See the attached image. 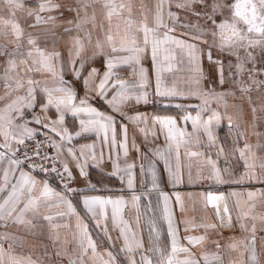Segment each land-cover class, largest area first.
<instances>
[{
  "label": "snow or ice",
  "instance_id": "snow-or-ice-1",
  "mask_svg": "<svg viewBox=\"0 0 264 264\" xmlns=\"http://www.w3.org/2000/svg\"><path fill=\"white\" fill-rule=\"evenodd\" d=\"M173 4L178 9L191 12L197 18L194 24L182 25L188 29L183 35L195 42L179 39L172 34L177 20V14L170 10ZM62 7L63 10L74 13V20L69 19L66 23L74 24L78 33L72 38V46L68 49L67 68L58 50V37L55 34L43 38L31 33L26 35L25 27L17 19V13L25 9V0H0V90H2L0 91V172H2L0 225L15 223L33 235L35 233L32 230L38 226L36 221L40 216V208L47 206L49 201H54L57 207L66 206L68 212L60 215L75 214V208L68 198V194L75 191L69 187V183L75 177L69 167V161L64 157L65 151L72 158L79 175L83 177L88 175L86 171L88 160H97L93 145L81 146L79 153L70 146L73 137L64 127L67 115L79 120L80 132L76 135H80L81 132L96 133L99 137L100 133H103L104 143L107 145L108 134L111 132L113 148L117 145L116 118L99 111L90 101L99 97L114 113H119L132 122L147 124V118L142 113L137 112L136 115L128 116L127 113L122 112V106L133 98L137 104L141 101L147 102L146 93L138 94L134 91L137 87H143L146 82V70L142 67L139 69V84L129 83L120 78L118 74L120 66L140 65L141 60L150 54L153 66L156 68L157 95H182L177 93L175 88L161 87L162 70L158 63L160 55L163 53L165 61L174 59L170 47L174 45L186 53L190 62L196 64V71L200 78H203L199 61L202 54L200 46L204 45L209 63L216 65L220 85L231 80L242 94H247L253 85L257 88L264 85V80L257 79L258 76L264 75V0H230V2L229 0H157L151 23L143 0L139 5V18L134 15L133 0H71V3L63 6L55 3L54 0H41L38 3V10L28 8L25 13L26 18L34 17V23L28 27L36 28L49 21L54 22L56 16L42 15V13L59 11ZM166 8L168 18L173 21L171 26L165 22ZM88 25L91 27H87ZM72 30L69 27L65 32ZM81 31L83 37L79 35ZM97 31L100 36L93 43V36ZM85 41L92 48L91 55L86 59L82 55L85 51ZM213 51L217 53L216 58L213 57ZM221 55L227 57V64L220 59ZM100 58H103L105 71L98 83L96 78L99 70L96 67H91L87 76H82L85 65H91ZM232 58H235V63ZM258 64L260 67H257ZM225 68L228 70L227 77ZM69 70L75 80L82 81L85 89L83 97H78L74 82L65 79L66 71ZM164 70L171 71L172 66L169 64ZM245 74L250 83H246L243 79ZM109 92L112 93L110 98ZM92 93H95V96L91 95ZM191 94L199 96L204 107H199L195 116L185 111L181 118L185 123L191 121L194 132H203L208 140L214 143L213 123L218 126L222 117L219 112L210 110L206 105L209 98L223 100L225 96L234 93L227 91L217 93L211 90ZM248 99L250 102L251 98ZM52 110L56 113L55 119L49 115ZM261 110L264 111V105H261ZM208 111L211 114L206 120L202 119L201 113ZM252 112L255 115L257 108L252 107ZM228 120L229 127L237 132L232 154L238 153V159L243 161L245 168L243 176L236 183H241L245 179L264 183V156H258L256 151H264V143L259 140L264 133H254L258 140L256 145H252L247 141L246 131L240 130L239 124H233L231 116ZM157 123L162 131L166 130V139L176 141L179 148L185 132L177 128L176 120L170 116H155L153 124ZM121 128L124 141L120 143V147L125 149L127 155V126L121 125ZM141 131L147 135L146 128ZM152 134L155 135L154 132ZM40 136H43V139H39ZM240 139L244 140L243 147L238 146ZM49 149L52 150L51 153ZM85 149L89 150L87 154ZM221 153H224L223 148L218 155ZM190 155H198V153L193 152ZM209 163L212 167L210 178L215 179L217 183H224L221 172L227 173L228 169H219L214 161ZM131 167L129 165L125 171L130 172ZM114 169L112 174L116 175L120 169L115 163ZM37 171L45 175L56 173L63 182L65 192L55 191L47 180L38 181L32 175ZM153 183L155 184V178ZM132 186L133 181L130 177L128 187ZM162 195L163 219L167 222L170 248L159 246L160 232L155 222H150L148 249L150 255L141 252L139 264H224L222 249L236 252L241 247L243 250L240 251L239 261L230 257L227 264H262L256 249V221H259V230L264 231V211L257 213L255 210L258 203L261 209H264V191H249L246 200L237 199L235 223L227 198L223 194L217 195L212 192L201 194L204 206H211L214 209L217 222H207L202 219L196 223L194 220H184L186 244L181 243L169 197L166 194ZM230 195L239 197L241 194L233 192ZM139 200L140 197L134 195L133 205ZM176 201L183 211L184 204L179 193L176 194ZM125 204L122 197L112 199L91 196L83 199L84 208L98 220V226L101 218L107 220L106 209L111 205L113 227L119 228L120 236L124 241L121 251L134 253L143 249V243L122 218L121 213ZM42 218L49 222L53 219L51 215H43ZM246 221H251L250 227ZM237 225L241 231L250 232L251 235L240 240L229 237L226 245H222L219 240L209 239V232H216L219 235L218 229H233ZM52 227L56 226L52 225ZM77 229L78 232L73 235V239L77 241V249L69 253L65 247L56 252L57 257H67L68 264H84L83 255L88 254L89 251L93 255L97 253V245L88 232V226L79 216H77ZM197 229H203V234H190ZM49 239L56 243L60 240V236L51 235ZM261 239V247L264 249V238ZM5 242L7 248L4 247ZM67 243V240L63 241V244ZM209 243L214 245V250L207 248ZM16 246L22 247V237L6 232L0 233V264H6L5 256H7V264H37L30 255L26 257L15 255L13 250ZM192 248L201 249L199 257ZM245 253H247L246 258ZM181 254H183L182 258ZM107 255L109 260L104 264H115L113 253L109 251ZM130 264L137 262L130 258Z\"/></svg>",
  "mask_w": 264,
  "mask_h": 264
},
{
  "label": "crops",
  "instance_id": "crops-1",
  "mask_svg": "<svg viewBox=\"0 0 264 264\" xmlns=\"http://www.w3.org/2000/svg\"><path fill=\"white\" fill-rule=\"evenodd\" d=\"M41 0H25V9L17 13V19L25 27L26 35L31 33L34 36L43 38L44 36L51 37L55 34L58 37L57 47L65 62L67 68L68 49L72 46V38L78 33L73 25H68L67 20H74V13L63 10L53 11L52 13H42V15H53L57 19L49 21L47 24H41L36 28H30L28 25L34 23L33 18H26L25 13L28 8L38 10V3ZM62 6L71 3V0H54ZM135 9L134 15L139 18V5L141 0H133ZM148 10L149 22L151 23L152 16L155 12L157 0H143ZM198 7V6H197ZM176 9L175 4L171 6V11ZM167 8L165 11V22L170 26L173 21L167 16ZM61 12L63 14L61 15ZM5 15L7 13L5 12ZM182 17L177 16L175 22V31L172 33L179 39L189 40V37L183 35L188 31L182 27L189 23ZM197 19H191V21ZM71 27V32H65L66 28ZM87 27H91L88 25ZM163 31V29H162ZM83 37V31L79 32ZM100 36L99 31L94 33L93 43L95 39ZM172 49V56L174 59L165 61L163 53L159 58V67L161 68V87L175 88L177 93L182 95L174 96H160L156 93V68L153 66L150 54L141 60L140 65L128 66L122 65L118 69L120 78L129 83H140L139 69L142 67L146 70V82L143 87L134 89L136 93H146L147 102L141 101L139 104L135 99L128 101L122 106V112L127 113L128 116H133L138 113L144 114L147 118V124L143 122L135 123L125 118V116L114 113L112 109L99 97L90 101L94 107L99 111L116 118V147L111 146L112 133L109 132V143H104V134L100 133L99 137L96 133L80 132L79 120L67 115L65 118L64 127L72 135L73 139L71 145L77 153L83 145H93V150L96 153L97 160H88L86 171L87 177L79 175L78 169L75 167L72 158L68 156L65 151L64 157L69 161V167L75 177L76 194L74 198H69L75 208V214L60 215V213H67L66 206H55L54 201H49L47 206L40 208V216L37 218V228L33 229L29 234L21 226L9 222L7 225H0V233H9L22 237V247H14V254L19 256H31L37 264H68L67 257H57L58 249L67 248L69 253L77 249V241L73 239L74 233L77 229V216L87 224L88 232L97 245V253L93 255L91 251L83 255L84 264H104L109 260L107 252L111 251L115 256V264H130V258L135 259L139 264L140 254H149V231L150 222L154 221L157 229L160 232L159 246L170 248V238L167 235V222L163 219L164 200L163 195L169 197V204L172 210L173 219L179 229V236L181 243L186 244L184 236V220H194L199 223L202 219L207 222H217L214 215V209L211 206L205 207L201 198V194L212 192L213 194H223L227 198L229 208L232 213L233 222L236 218V201L237 199L244 201L247 199V192L249 191H264V183L258 180H244L241 183H236L240 180L245 172L243 161L238 159V153L232 154L234 141L237 139V132L229 127L228 117H232L233 124H239L240 130L246 131L247 141L252 145H256L258 137L254 133H264V111L261 110V105H264V85L257 88L255 85L247 94H242L237 86L231 80L225 84L220 85L216 71V65L210 64L206 55V46L201 45L202 54L200 56L199 67L202 70L203 78H200L196 71V64L189 61L188 56L179 48L170 46ZM92 48L87 45L85 41V51L82 54L86 59L91 55ZM217 53L213 51V57L216 58ZM227 64L226 56L221 55ZM172 66L171 71H166L168 65ZM91 67H96L99 74L96 78L98 83L100 76L105 71L103 58L94 61L91 65L86 64L82 72V76H87ZM225 76H228V70L225 68ZM65 79L73 81L77 91L78 97L85 95L82 81H77L72 76L71 71H66ZM95 87V85H93ZM215 90V92H231L234 95L225 96L223 100L209 98L207 108L215 110L221 114L219 125L213 123L212 131L215 137V142L212 143L203 132H194L191 121L185 123L182 116L185 111L190 112L193 116L199 110V107H204L202 99L197 95H192L193 92L204 93ZM2 91V90H0ZM91 95L95 96V93ZM112 93L109 92V98ZM243 95V98H242ZM250 102H249V99ZM130 105L132 107H130ZM227 105V107H225ZM179 106V107H178ZM252 107L257 108L255 115L252 112ZM134 108V110H133ZM211 114L210 111L201 113L202 119L206 120ZM49 115L55 119L56 113L54 110L49 112ZM155 116H170L176 120L177 128L185 132L183 141L179 143L177 148L176 141H169L166 139V130L162 131L161 126L153 124V117ZM86 118V117H85ZM121 125L127 126V155L125 149L120 147V143L124 141V133ZM254 125V127H253ZM147 129V135L141 129ZM155 133L153 135L152 133ZM59 139L58 137H54ZM259 140L264 143V136H260ZM238 146H244V140L238 141ZM224 149V153H220V149ZM88 149H85L86 154ZM258 156H264V151L256 150ZM198 153V155H190V153ZM102 157V158H101ZM209 161H214L216 166L223 170L228 169L227 173L221 172V177L224 183H217L215 179L210 178L212 167ZM114 163L119 166L120 171L113 175L115 171ZM131 165L130 172L125 171ZM27 170V169H25ZM259 174V169H257ZM38 181L44 179L35 175ZM2 176V172H0ZM131 177L133 186L128 187V179ZM155 178V184L153 180ZM50 187L55 191L60 192L54 183L48 182ZM236 192L240 193L239 197L231 196L230 194ZM179 193L184 204V210L181 211L180 204L176 201V194ZM6 195V193H5ZM139 196L140 200L133 205L132 197ZM99 196L104 198H123L126 202L122 209V218L130 226L132 231L137 233V237L143 243L142 250H136L134 253H127L121 251L124 241L120 236L119 228L113 227L111 219V205L106 209L108 218H103L99 221L87 212L83 205L84 197ZM259 199V197L257 198ZM257 213L264 211L261 209L259 203L255 210ZM43 215H51L52 221H46ZM251 226V221H246ZM256 249L260 254L262 264H264V249H262V239L264 238V231L259 230V221H256ZM52 225L56 227L53 228ZM106 225V230H105ZM219 235L216 232H209L210 240H219L222 245L229 242V237H234L236 240L250 236V232H243L237 225L233 229H218ZM59 234L60 240L53 243L49 236ZM190 234L201 235L203 229L193 230ZM155 235V233H153ZM67 240L65 245L63 241ZM4 247L7 248V242ZM209 250H214V245L209 243L207 245ZM230 252L226 248L222 249L224 255V264H227L228 259H236L239 261L240 251ZM192 251L199 257L201 249L192 248ZM181 254V258H182ZM247 253H245V258ZM7 264V256H5Z\"/></svg>",
  "mask_w": 264,
  "mask_h": 264
},
{
  "label": "built area",
  "instance_id": "built-area-1",
  "mask_svg": "<svg viewBox=\"0 0 264 264\" xmlns=\"http://www.w3.org/2000/svg\"><path fill=\"white\" fill-rule=\"evenodd\" d=\"M39 139H43V136L38 137ZM49 152L51 153L52 150L49 149ZM30 163V162H29ZM59 167V165H58ZM25 169H27V164H25ZM33 174L38 175L40 177H42L44 180H47L48 182L54 183L56 185V187L58 188V190L61 193L65 192L64 186H63V182L61 181L60 177L56 175V173H50L48 175H45V173L42 172H33ZM69 187L72 189H75V191L71 192L68 194V198H74L75 194H76V188H75V179L72 180L69 183Z\"/></svg>",
  "mask_w": 264,
  "mask_h": 264
},
{
  "label": "rangeland",
  "instance_id": "rangeland-1",
  "mask_svg": "<svg viewBox=\"0 0 264 264\" xmlns=\"http://www.w3.org/2000/svg\"><path fill=\"white\" fill-rule=\"evenodd\" d=\"M229 2H230V0H229ZM173 12H175L178 17L180 16L183 19H190V20H187L189 23H193V22L196 23L197 22V20L191 21V19H197V18L194 15H192L191 12H188V11H186L184 9H178V8H176V9H173ZM217 19H219V17ZM232 60H233V63H235V58H232ZM248 67H251V65H248ZM257 67H260V65L258 64ZM233 71H234V69H233ZM243 79L245 80L246 83H250L248 81V78H247V75L246 74L243 77ZM257 79L264 80V75L258 76Z\"/></svg>",
  "mask_w": 264,
  "mask_h": 264
}]
</instances>
